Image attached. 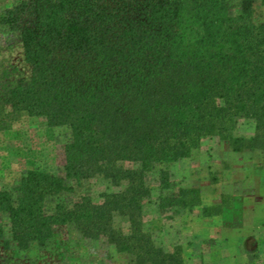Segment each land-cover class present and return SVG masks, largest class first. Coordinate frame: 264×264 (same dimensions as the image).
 I'll list each match as a JSON object with an SVG mask.
<instances>
[{"label":"trees","instance_id":"1","mask_svg":"<svg viewBox=\"0 0 264 264\" xmlns=\"http://www.w3.org/2000/svg\"><path fill=\"white\" fill-rule=\"evenodd\" d=\"M256 11V0H14L0 13L30 73L0 89V113L9 106L67 135L61 174L27 171L0 191L18 250L43 248L66 226L105 237L132 264H185L179 248L165 251L145 227L147 177L160 168V188L169 189L162 167L212 138L264 163ZM240 120L252 121L251 137L235 135ZM91 180L110 190L69 199ZM199 201L198 190L180 189L159 197L158 209L190 211Z\"/></svg>","mask_w":264,"mask_h":264},{"label":"rangeland","instance_id":"2","mask_svg":"<svg viewBox=\"0 0 264 264\" xmlns=\"http://www.w3.org/2000/svg\"><path fill=\"white\" fill-rule=\"evenodd\" d=\"M13 1L0 0V13ZM258 4L256 0L257 15L264 20V7ZM29 74L15 36L0 29V89ZM0 121V191L12 187L27 171L62 173L64 130L48 128L41 119L22 112L13 113L9 106L1 111ZM253 133L252 121L238 122L235 135L251 137ZM162 168L169 174L170 187L160 188V168L150 172L151 197L143 220L157 246L167 252L179 248L185 264H264V163L256 154L233 153L219 139H205L189 158ZM109 188L91 180L69 199L89 193L99 200V194ZM180 189L198 190L201 203L190 211L158 209L159 197ZM55 201L46 202L49 210ZM0 231V264H132V257L117 252L105 237L89 240L66 226L56 228L47 246L26 251L12 242L2 213Z\"/></svg>","mask_w":264,"mask_h":264}]
</instances>
